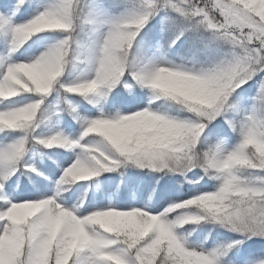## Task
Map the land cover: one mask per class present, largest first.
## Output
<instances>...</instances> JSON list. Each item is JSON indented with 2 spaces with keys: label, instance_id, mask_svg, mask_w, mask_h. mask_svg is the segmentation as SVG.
<instances>
[{
  "label": "snow or ice",
  "instance_id": "obj_1",
  "mask_svg": "<svg viewBox=\"0 0 264 264\" xmlns=\"http://www.w3.org/2000/svg\"><path fill=\"white\" fill-rule=\"evenodd\" d=\"M0 264H264V0H0Z\"/></svg>",
  "mask_w": 264,
  "mask_h": 264
}]
</instances>
